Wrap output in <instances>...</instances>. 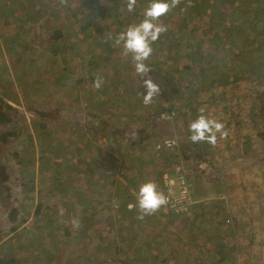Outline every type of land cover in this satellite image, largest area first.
<instances>
[{
  "label": "rangeland",
  "instance_id": "rangeland-1",
  "mask_svg": "<svg viewBox=\"0 0 264 264\" xmlns=\"http://www.w3.org/2000/svg\"><path fill=\"white\" fill-rule=\"evenodd\" d=\"M46 7L50 10L54 6H50L46 1ZM13 9L15 8L13 7ZM15 11L16 10H13L7 14L14 13ZM66 12L67 11L61 12L62 14L57 19L55 26L64 27L67 21L79 22L80 25L83 24L81 16H62ZM124 16L127 15L125 14L123 17ZM96 18L97 16H95V19ZM260 23L261 27L264 28L263 17L260 18ZM163 24L171 25L169 23ZM70 26H74V23L70 24ZM100 27L95 28V33H93V28L90 27L83 31L79 29L78 32L75 31L74 37L66 32L69 39L74 40V44L79 46L77 49L79 54L64 62L57 58V55L61 51V46L54 44L52 38L48 39V35L42 34L43 36L39 35V37H28L23 32V36H20L19 46L15 45L12 48L8 47V49L6 44H8L9 39L12 38L11 34H14L15 39L20 29H17V26L12 25L10 22L5 23L4 21H0V32L4 31L7 34H4L5 39L7 38L6 41L0 39V71L3 72V69H7L9 72V74L1 75L0 94L3 98L9 117L11 118L10 124L9 122L1 123L0 128L4 132H7L8 130L12 131L14 129V132L11 135H8L6 141L3 139L0 140V163L5 165L6 172L10 176L8 179L9 188L0 186V229L7 227V233L3 237L1 236L0 239V247L2 241L7 242L4 247L0 248V262L2 259L8 260L11 253H17L16 259H18L19 256H22L23 258L24 249L21 248L23 246H20V244L25 243L28 245L25 241L22 242L24 237L26 241H28V237L26 232L27 229L25 228V230H22L21 228L23 227V224H28L34 220L36 215L34 213V208L39 202L49 204V206L42 204L41 206H44V209L40 212L44 217L49 218L51 214H54V207L56 205L63 204L64 206L70 207L73 206L74 201H77L75 200L76 195H70L68 197L66 192L62 195L58 194L57 188H55L57 186L53 185L54 179L52 175L62 176L57 179L60 180L62 178L63 180V175L66 174L67 176L64 178V183L67 182V185H72L73 188L70 189V192H75L77 196L80 195V201H82L84 200L82 194L84 191L83 189L85 188L83 185L93 182L92 178L95 176L96 171H93V176L90 179L84 175H92L89 173L92 169H95L92 167V164H95V162H101L103 160L107 162L109 159L111 161L115 158L114 168L115 170L118 169V173L123 171L130 172L132 170L134 172H145L143 164L137 165V163H133L132 169H129L125 164V157H120L121 155L115 153L114 149L117 147L116 143L120 141L116 142L113 138H102L100 142L95 139V142H98V144L94 146L93 150H87L89 157H86L85 166L90 167V170L86 169L82 171V176H78L74 169V164L68 160H70L69 157L79 156L77 152L81 150L79 147L81 139L73 133L71 134L68 122L65 120L62 125H55L48 121L46 127L41 130L42 132H37V125L40 122V116L37 113V110L44 109L47 105H51L53 108L57 106L62 107L64 105L63 108H66V111H80V113H83V111H86L87 109L81 107L82 103V105L90 106L94 111H97V113H101L106 119L108 118L111 120L113 117H116V121H112L111 123L115 126V133L113 135H116L117 137L124 135L127 131V127L130 129V132L133 129L132 126H135L134 128L137 129L138 127L136 125L140 122L141 127H143V123H146L147 125H150L151 122L156 123L157 127H152V134L148 129L143 127L145 131L147 130V133L150 134V138L147 140L149 153L152 155L150 157H163V161L170 162L168 165L172 163L175 165H181L182 170L190 183L191 192L196 193L194 196L195 198H198L199 201L202 196L205 197L208 195L204 191L200 192L202 189L200 179H197L196 181L191 179L185 161L183 159L174 158L181 156L184 153L191 154L192 157H195L201 152V144L193 143L191 140H183L186 135H189V132L184 134L187 129L186 125L190 120L192 121V119L186 114L187 111L191 112V118L195 119L198 115L199 108L206 106L213 116L221 119L225 123V127L228 130L233 131L236 129L242 132V136L245 135L247 137L250 129L252 134H255L256 131V138L253 140L254 146L257 147L258 157H264V135L262 134V131L264 130V111L260 118H257L255 121H250V116L253 119L251 105L255 108L257 106H259L260 109L262 106L264 108V71L259 72L258 75L253 73L249 76L240 77V80L234 79L236 75L239 76L238 72L233 73L231 76V70L238 69V64L229 62L231 56L235 57L234 61L236 62L242 60L243 66H246V64L251 61V53H247L246 49L243 50L242 46H240L235 49V53L233 54L227 49L229 47L228 44L224 45L223 43L221 49H217L221 50V55L217 57L218 59L216 58L214 61L209 60L208 64H211L213 68L207 70L205 66H200V68L198 67V71H196L192 77L181 78L176 77V74L170 71L171 67H169V70L159 71L160 65H164L166 62L170 63L175 56L172 54V58H166L170 53L167 46L168 44H162L159 41H156L153 44V53L148 61L152 67L151 71L156 70L158 74L164 72V74L169 75L171 81H177V79L180 78L181 85L177 88L172 86L162 88L161 86V93L158 94L157 98H154L151 104L144 105L141 94H144L146 89L143 87L142 81V85L138 83V78H136V76L131 80L133 74L137 75L131 57L124 56L123 52H121L122 48L118 45H115L114 48H109L107 41L104 39L109 33H106V30ZM170 28L171 27H167V31L161 34L159 39H165L169 34ZM69 30L70 32H73L71 29ZM118 30L121 31L122 28H119ZM26 31L28 32V30ZM235 35L239 42L243 41V38L239 39L241 33H235ZM83 37L85 40L80 42ZM100 39L102 40L101 44H97ZM58 42L61 44L66 42L72 43L66 41L65 37L59 39ZM96 45L98 48L93 52H85V48L87 49V47L91 46L96 47ZM262 46H264V43ZM52 48L59 49L58 54L54 53ZM185 52L186 51H183L182 53ZM203 53L205 52L203 51ZM210 54H212V52ZM55 55L56 57H53ZM92 55L94 58L91 65L89 57H92ZM160 55L164 56V58L163 60L158 61L157 68V60ZM31 56L34 59L33 61L25 63L24 65L20 64L22 65L21 67L17 63L18 58L20 62H23V58H29ZM52 61L58 63V65H49ZM170 65H172V63H170L169 66ZM64 66H67V68L65 69ZM47 67L54 70L58 75H62L63 73L66 75L61 79L51 82L50 79L52 77H50V70ZM203 67L205 68L204 71L202 70ZM209 71L214 72L211 74V76H213L212 79L215 77L218 78L213 80L214 83L208 79L209 76L205 78L206 74L209 75ZM85 73L89 75L91 74L95 78L97 76L103 77V75L106 76L107 74L116 73L123 77L126 73L130 78L127 77L125 81H123L126 87L122 88L119 92L116 91L113 98H106L101 94L103 92H100V90L99 92H96L97 89L93 87L94 80H92L91 77L87 78L86 84L83 88V99L79 100V95L82 94V89L81 83L76 81V79ZM218 74H221V77H219ZM149 75L156 83L159 82L158 79L154 78L151 72ZM39 79L42 83H39ZM60 85L62 89L60 88ZM169 96H171L172 99H169ZM161 104H165L167 107L175 105L177 110L180 109L182 111H175V115L171 120L160 119V116L165 113H156L155 111L158 109L157 106H161ZM183 110H185V113ZM125 112L136 116L137 119L132 120L131 117L123 115ZM147 113H153V115L157 116L159 120L154 121L150 116H146L148 115ZM53 116H57V114H53ZM60 116L61 120L67 119L64 114H60ZM135 121L136 123H134ZM143 128L141 129L143 130ZM175 129L181 132H174ZM17 131L18 134L15 133ZM28 132L33 134L32 140L29 139ZM175 134H177L179 138L176 140V137H172L176 140V144L172 147L159 148V151L153 148V145L157 148L156 144L158 140L162 139V137L175 136ZM41 139H45L46 143L42 144ZM53 140L56 142L53 143L55 144L54 150L49 144L50 142H48ZM183 142L187 143L188 147H186ZM137 145L138 144H135L133 146V152L137 150ZM101 148H104V150L101 151ZM207 148L213 149L214 147L207 146ZM120 150H122V146H120ZM249 150L250 147L249 144H247L244 152L246 157H249ZM218 151L219 156H236L234 148H231L230 151H226L219 147ZM94 153H96L95 157ZM129 160L133 161L132 158H129ZM50 161H54L52 166L57 174L52 173L51 166H47L51 164ZM69 162L72 167V174L67 173V165H69ZM151 163L154 165V161H151ZM129 165H132V163H129ZM168 165H166V168ZM158 166L159 164H157L155 169L152 170V173L149 174L151 175L150 179L155 180L159 188L162 190L161 176L158 172ZM261 168L264 169V164ZM74 171L75 174H73ZM194 171H197L196 173L199 175L201 174V162L195 166V169L192 172ZM173 175H176V171ZM173 175L171 174V176ZM140 181L141 183L144 182L139 175L136 177V181L132 182V189L136 190L134 183L140 185ZM115 184L113 187H110L107 195L109 197H114L112 200L113 204L107 207L105 211L98 212L99 217H96L98 220L91 229L93 232L92 236H84V239L78 242L73 240L65 242L68 241L70 237H68L64 231L62 234H59L66 235L64 242L61 245H58V247H55L58 251H53V253L57 254L56 257L63 259L67 264H72L71 258L75 251V255H77V264H155L154 258L149 256V251L148 253L143 252L144 248L142 249V252L137 254L134 253L136 254L135 259L130 257V252H132V250L134 251L135 248L132 246V243H135L132 241L133 232L125 230L129 227L124 226L125 229L123 228L124 232L128 233L127 235H123L120 231L117 232L116 229L119 228L121 223H123L121 219H126L125 221L131 225V231H133L132 226L139 223V219L137 218L138 213H129L127 207L129 196L123 193L122 185L119 183L116 185L119 192L116 194L117 196H115ZM122 184L126 185L127 180L125 179ZM94 185L95 184H93V188ZM44 188L45 191L43 190ZM215 189H217L216 185ZM223 189L225 188L223 187ZM41 191L46 192V196H40ZM219 191H221V189ZM7 192H9V196H5ZM220 194L224 197L226 192L222 191ZM114 202L122 206L121 214L116 213ZM82 203L83 202H77V205H81ZM10 204L21 206L19 210L20 215L26 217V221H24L18 229L13 231H9V221L2 218L7 216L8 208L11 206ZM195 211L196 210L191 209L189 213ZM171 213L178 216L180 212ZM195 215H198L197 211ZM155 216L156 215L145 216L142 221L152 222ZM18 217L20 218L19 215ZM227 219L229 218H225V221H227ZM194 224L199 225V217L194 220ZM72 225L73 224H71V226ZM120 228L122 229V226H120ZM153 229L154 227L151 226L150 230ZM100 231H102L103 236L108 234L110 238H98L97 235ZM39 232H41V230H39ZM41 233L42 235L45 234L43 231ZM59 235H56V237ZM21 237H23V239ZM129 237L130 239H128ZM6 238L10 239L6 240ZM10 242H14L15 245H9ZM153 247L155 249L159 248L157 245H154ZM7 253L8 257L6 256ZM47 255L48 254L46 253L42 257H46ZM28 257L31 260L30 264H35L34 262L38 258L35 255L33 257ZM78 258H81L82 262H80ZM215 258L218 259L217 256H215ZM39 261L40 264H45V260L42 258H39ZM25 263L26 261H23V264Z\"/></svg>",
  "mask_w": 264,
  "mask_h": 264
},
{
  "label": "trees",
  "instance_id": "trees-1",
  "mask_svg": "<svg viewBox=\"0 0 264 264\" xmlns=\"http://www.w3.org/2000/svg\"><path fill=\"white\" fill-rule=\"evenodd\" d=\"M46 1L50 6L54 7L49 10L46 7ZM147 3L148 0H138L135 11L129 13L126 9L125 0H68L67 4H61L59 3V0H0V21H4L5 23L10 22L12 25L17 26V29H20L15 39L14 34H11L12 38H10L8 44H6L7 48H12L15 45L19 46L20 36H23V32L28 37H39V35L42 34L48 35V39L52 38L54 40V44H58L61 46V51L59 54V49L52 48V50L54 53L58 54V59L65 62L69 58L71 59L75 55L79 54L77 52L79 46L74 44V40L69 39L66 32L70 33L74 37L75 31L78 32L79 29L83 31L84 29L87 30L90 27L93 28V33H95V28H99L101 26L100 28L105 29L106 33H111L114 37L117 33L124 30L127 25L133 22H138L143 18V10L147 6ZM13 7L15 9H13ZM13 10L16 11L14 13L7 14L8 12H12ZM64 11L67 12L62 16H81L83 24L80 25L79 22L67 21L64 27L55 26L57 19L62 14L61 12ZM125 14L127 16L123 17V15ZM95 16H97L96 19ZM262 17L264 19V0H181V3L179 5L171 9L167 13V15L161 17V22L171 24L167 25V27L171 28L169 34L165 39H159L157 41L162 44H168L167 46L170 50V53L166 58H172V54L175 56V58H173V60L170 62L172 63V65L170 66V63L168 62H166L164 65H160L159 71L169 70V67H171L170 71L172 73H175L176 77L184 78L189 76L192 77L194 73L198 71V67L200 68V66H205L206 69L209 70L213 68L211 64H208L209 60L214 61L219 55H221V50L217 49H221L222 44L224 43V45L228 44L229 47L227 49H229L233 54L235 53V49L240 46H242L243 50L246 49L247 53H251V61L246 64V66H243L242 60L236 62L234 61L235 57L231 56L229 62L238 64V69L231 70V76L235 72L239 73V76L236 75L234 79L240 80V77L249 76L253 73L258 75L259 72L264 71V46H262V44L264 43V28L261 27L260 23V18ZM73 23L74 26H70V24ZM119 28H122V30H118ZM69 29H71L73 32H70ZM26 30H28V32ZM235 33H241L239 39L243 38L242 42H239L236 39ZM4 34H6V32H0V39L6 41L7 38L5 39ZM63 37L66 38V41L72 43H59L58 40L62 39ZM83 40H85L84 37L80 40V42H82ZM101 41L102 40L100 39L97 44H101ZM107 44L109 45V48H114V39L108 40ZM97 48V45L96 47H87V49L85 48V52H93ZM183 51L186 52L182 53ZM203 51L205 53H203ZM121 52H123L122 49ZM211 52L212 54H210ZM53 57H56V55ZM89 58L92 65V60L94 58L93 55ZM163 58L164 56H159L157 60V68L158 61L163 60ZM33 60L34 59L32 56L29 58H23V62H20L18 58L17 63L21 67L25 63ZM56 64L58 65V63L52 61L49 65L55 66ZM64 68L66 69L67 66H64ZM48 69L50 70V77H52L50 79L51 82L61 79L66 75L64 73L62 75H58L54 70L50 68ZM202 70L204 71L205 68L203 67ZM150 72L152 73L154 78L158 79V83L160 87L162 86V88H165L166 86L177 88L181 85L180 78H178L177 81H171L169 75L164 74V72L160 74H158L156 70ZM213 73V71H209V75H207L205 72V78L209 76L208 79L214 83L213 80H216L218 78L215 77L214 79H212L213 76H211V74ZM6 74H9L8 70L3 69V72L0 71V78L1 75L3 76ZM135 76L136 78H138V83L142 85L141 81H143V79H140L135 74H133L131 80ZM218 76L221 77V74H218ZM90 77L92 80L95 79L93 75H89L86 73L82 74L81 77L76 79V81L81 83L82 89V94L79 95V100L83 99V88L86 84L87 78ZM127 77L130 78L126 73L123 75V77L117 73L107 74L106 76L103 75L104 83L100 89H97L96 92H99L100 90V92H103L101 94H103L106 98H113L116 91L119 92L120 90H122V88L126 87L123 81H125ZM39 83H42L40 79ZM60 88L62 89L61 85ZM169 99H172L171 96H169ZM63 107L64 105L62 107L57 106L54 108L51 105H47V107H45L46 109H38L37 113L40 116V122L37 125V132H42L41 130L46 127L48 121L55 125H62V123L66 120L68 122V126H70L69 129H71V134L73 133L75 136L81 139V142L79 144L81 150L77 152L79 156L69 157L70 160L68 161L74 164L76 174L78 176H82V171L86 169L90 170V167L85 166V162L87 159L86 157H89L87 150H93L94 146L97 145L102 138H113L114 141L117 142L115 138L117 136L113 135L115 133V126H113L111 123L112 121H116V117H113V119L111 120L108 118L106 119V117L101 115V113H97V111H94L90 106L82 105V103L81 107H85V109H87L86 111H83V113H80V111H66V108L64 109ZM157 108L158 109L155 111L156 113L161 112L168 115H172L173 113L175 115V111H182L180 109L177 110V107L175 105H172V107H167L165 104H161V106H157ZM263 111V106L260 109L259 106L255 108L251 105L253 119L249 115L250 121H255L257 120V118H260L263 114ZM183 112L185 113V110H183ZM53 114H57V116H53ZM60 114H64L67 119L61 120ZM147 114L148 115L146 116H150L154 121L159 120V118L157 116H154L153 113ZM186 114L189 118L192 117L191 112L187 111ZM123 115L131 117L132 120L137 119L136 116L130 115L128 114V112L123 113ZM10 120L11 118L9 117L8 111L6 110V106L3 102V98L0 94V123L10 122ZM134 123H136V121ZM149 126L150 128H148V130L152 134L153 124H150ZM154 127H157L156 123L154 124ZM135 130L137 132L136 135H138L139 138L138 140H136L131 136L132 143L128 146H132V144L138 143L139 141L148 140L150 138V134H148L147 130L145 131L144 128L143 130L141 128H137ZM13 132L14 129L12 131L8 130L7 132H4L0 128V140L3 139L6 141L8 135H11ZM15 133L18 134V131ZM27 134L29 139L32 140L33 134L30 132H28ZM262 134L264 135V130L262 131ZM120 137L122 136H119L118 138ZM95 139L98 140L97 143L95 142ZM41 142L42 144L46 143L45 139H41ZM48 142H50L49 144L54 150L55 144L53 143L56 142L54 140ZM183 144L188 147L187 143L183 142ZM116 145L117 147L114 149L115 153L118 155H122L124 153L120 150V146H122V143L118 142L116 143ZM146 145L147 142L143 147H145ZM103 150L104 148H101V151ZM147 150L149 152L148 145ZM159 150L160 149H158L157 151ZM207 152L208 151L199 152L196 156L202 157V153L207 154ZM95 156L96 153H94V157ZM181 156L185 158L192 157L191 154L187 153H184ZM114 161L115 158L111 161L109 159L107 162L103 160L101 162H95V164H92V167L95 168L92 169V171L89 173L92 175L84 176L90 179L93 176L94 170L96 171V173L92 178L93 182H89L88 184L83 185L85 188L83 189L82 187V189L84 190L82 194L84 196V200L82 201H80V195H78V198L75 192H70V189H72L73 186L67 185V182L64 183V178H66L67 176L66 174L63 173V180L62 178L60 180L57 179L58 177L62 176L52 175L54 179L53 185L57 186L55 188H57L58 194L62 195L64 192H66V195H68V197L70 195H76L75 200L77 201H74L73 206H70L72 208L64 206L63 204L56 205L54 207V214H51L49 218L44 217L42 213H40L41 210L44 209V206L41 205L43 204L45 206H49V204L39 202L38 205L34 208V213L36 214L34 220H32L28 224H23V222L26 221V217H22V215H20L19 210L21 206L10 204L11 206L9 205L10 207L8 208L7 216L2 218H4L6 221H9V231L18 229V227L23 224V227L21 229H27L26 232L28 241H26L25 237L24 239L23 237L21 238L23 239L22 242L25 241L26 243H28V245H26L25 243L20 244V246H23L21 248L24 249L23 258L22 256H19L18 259H16L17 253H11L9 255L10 258H8V260L2 259L0 264H23V261H26L25 264H30L31 260L28 256L33 257L34 255L38 257L34 262L35 264H40L39 258L45 260V264H67V262L63 259H59L58 257H56V253H53L54 250L58 251V249H56L55 247H58V245H61L64 242L66 236L65 234L70 237L69 240L65 242H70L72 240L78 242L80 240H83L84 236H92L93 232L91 231V229L94 227L96 221L98 220V218H96L99 217L98 212L105 211L107 207L113 204L112 200L114 199V197L107 196L110 187H113L116 182L121 184L123 193L129 196V202H133L135 200V190L132 191V187L130 186V184H132L133 182V178L131 177L135 174V172L133 170L130 172L132 176L118 173V169L115 170L114 168ZM50 162L51 164L47 166H51L52 173L57 174L56 170L52 166L54 161ZM70 162L69 165H67V173L72 174V167L70 165ZM129 163H132V165H129ZM133 163H137L138 165L137 161L128 162L127 160L125 164L129 166L130 169H132ZM75 171L73 174H75ZM9 177L10 176L6 172L5 165L0 163V186L9 188ZM125 179L127 180V184L123 185L122 182H124ZM117 183L115 184V196H117L116 194L119 192L116 186ZM93 184H95V189L93 188ZM161 184L163 185L162 179ZM43 190L45 191V188ZM44 191L40 192V196H46V192ZM5 196H9V192H7ZM77 202L83 203L81 205H77ZM121 207V205H118L117 207L115 204L116 213L121 214ZM167 210L170 213L173 212L170 211L169 208H167ZM132 211L135 214L138 213L136 209H133L131 211L129 210V213L131 214ZM18 215L20 216V218L18 217ZM71 224L73 225L71 226ZM120 226L122 225H119V228L116 229L117 232H124V227L122 226L121 229ZM6 228L0 229V239L1 236L3 237L7 233ZM39 230H41V232L43 231L45 234L42 235ZM64 231V235H59ZM56 235L59 236L56 237ZM97 237L100 239H104L106 236H103L102 231H100ZM217 237L220 238L219 236H211L208 240V244L210 245V247H207L205 249V254L213 258H215V256L220 258L222 254V246ZM10 238H6V240H9ZM6 243L7 242L2 241L1 247H4ZM9 245H15V243L10 242ZM137 249L140 251L141 248H134V250ZM46 253L48 255L46 257H42ZM6 256L8 257V253L6 254ZM71 259L72 264H77V255H75V251ZM78 260L82 262L81 258H78Z\"/></svg>",
  "mask_w": 264,
  "mask_h": 264
},
{
  "label": "crops",
  "instance_id": "crops-1",
  "mask_svg": "<svg viewBox=\"0 0 264 264\" xmlns=\"http://www.w3.org/2000/svg\"><path fill=\"white\" fill-rule=\"evenodd\" d=\"M190 119L194 120L191 117ZM190 122L191 120L186 125L184 134L189 132ZM140 123L137 125L138 128H142ZM150 124L154 127L155 123ZM142 126L145 129L150 128L146 123ZM132 128L130 132L127 127L122 137H115L117 142L122 143L121 151L124 153L120 157H125L128 162L137 161L139 165L143 164L145 172L137 171L133 176L130 174L131 171H123L120 174L134 177L133 181L140 175L145 181L150 179L149 173H152L159 164L158 172L161 179L166 175L171 177L175 172V164L168 165L170 162L162 161L163 157H150L152 155L148 152L147 145L143 147L147 140L135 143L138 145L134 152L135 144L128 146L132 143L131 136L136 140L139 138L135 128L133 126ZM250 131L247 137L242 136V132L236 129L229 130L228 138L218 139L215 146L206 142L198 143L201 144V152L208 151L207 154L202 153V157H174L185 161L189 177L195 181L200 179L202 185L200 192L204 191L208 195L202 196L199 201L194 196L196 193L192 192L191 197L194 200L190 203V209L180 212L177 216L171 214L164 206L153 214L156 216L152 222L139 219V223L132 226L133 231L130 230L131 225L125 221L126 219H121L123 222L121 225L129 227L124 229L133 232L132 241L135 244L132 243V246L141 248L140 251L132 250L130 257L135 259V255L144 248L143 252L149 251V256L154 258L155 264H264V169L261 168L264 157H258L257 147L254 146L253 140L257 132L252 134ZM174 132L181 131L175 129ZM189 135L183 140L189 141ZM170 137H176V140L179 138L177 134ZM247 144L250 147L249 157L244 153ZM207 146L214 148L208 149ZM219 147L226 151L234 148V151H239L243 156L239 157L240 154L235 157L219 156ZM154 149L158 150L155 146ZM151 161H154V165ZM199 162L205 165L201 167L200 175L196 173L197 171L192 172ZM128 168L130 169L129 166ZM134 186L137 189L139 184L134 183ZM222 191L226 192L224 197L220 194ZM191 209L196 210L198 215H195L196 211L189 213ZM198 217L199 225H195L194 220ZM227 217L230 221H225ZM151 226L154 227L153 230H150ZM122 233L127 235L125 232ZM211 236L220 237L217 238L222 246V254L218 259H210L213 257L205 254V249L210 247L208 240ZM106 238H110L108 234ZM154 245L159 248L155 249Z\"/></svg>",
  "mask_w": 264,
  "mask_h": 264
},
{
  "label": "clouds",
  "instance_id": "clouds-1",
  "mask_svg": "<svg viewBox=\"0 0 264 264\" xmlns=\"http://www.w3.org/2000/svg\"><path fill=\"white\" fill-rule=\"evenodd\" d=\"M61 4H67L68 0H59ZM181 3V0H148L143 10V18L133 22L117 33L114 37L107 34L106 41L113 40L114 44L122 48L125 56H130L135 73L143 78V87L146 89L143 97V104L149 105L161 93V87L154 82L149 75L151 65L148 63L152 53L153 44L160 38L161 34L167 31V25L161 22V17ZM126 9L129 13L134 12L138 0H125ZM104 83L103 77L97 76L93 81V87L100 89ZM174 116L162 114L161 118L171 120ZM189 139L193 143L206 142L215 146L219 140L227 139L229 130L225 123L212 115L206 106L198 110L197 117L188 125ZM176 141L167 140V147H172ZM201 167H205L201 164ZM135 200L129 202L127 207L131 211H138V219L157 213L162 207L169 203V194L161 190L155 180L148 179L142 182L134 192ZM116 204V202H114ZM118 207V204H116Z\"/></svg>",
  "mask_w": 264,
  "mask_h": 264
},
{
  "label": "built area",
  "instance_id": "built-area-1",
  "mask_svg": "<svg viewBox=\"0 0 264 264\" xmlns=\"http://www.w3.org/2000/svg\"><path fill=\"white\" fill-rule=\"evenodd\" d=\"M173 139L174 138L172 137H164L157 142L156 146L158 149L168 148L165 141ZM175 171L176 175L171 177L166 175L163 177L162 190L169 194V203L166 207L169 208L170 211L179 213L190 209V203H192L194 199L191 197L192 192L190 189V183L187 180L181 165L176 164ZM227 221H229V219H227Z\"/></svg>",
  "mask_w": 264,
  "mask_h": 264
},
{
  "label": "flooded vegetation",
  "instance_id": "flooded-vegetation-1",
  "mask_svg": "<svg viewBox=\"0 0 264 264\" xmlns=\"http://www.w3.org/2000/svg\"><path fill=\"white\" fill-rule=\"evenodd\" d=\"M5 123H6V122H5ZM0 124H1V123H0ZM9 124H10V122H9ZM235 153H236V155H239V154H240L239 157L243 156L239 151H237V152L235 151Z\"/></svg>",
  "mask_w": 264,
  "mask_h": 264
}]
</instances>
